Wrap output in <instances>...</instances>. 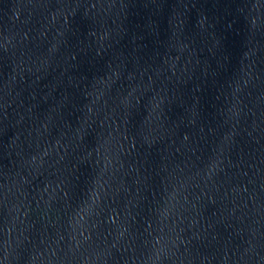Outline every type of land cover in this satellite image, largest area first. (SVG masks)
<instances>
[{"label":"water","instance_id":"water-1","mask_svg":"<svg viewBox=\"0 0 264 264\" xmlns=\"http://www.w3.org/2000/svg\"><path fill=\"white\" fill-rule=\"evenodd\" d=\"M0 264H264V0H0Z\"/></svg>","mask_w":264,"mask_h":264}]
</instances>
